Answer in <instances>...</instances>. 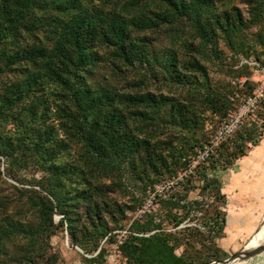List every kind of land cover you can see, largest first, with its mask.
<instances>
[{
  "label": "trees",
  "instance_id": "trees-1",
  "mask_svg": "<svg viewBox=\"0 0 264 264\" xmlns=\"http://www.w3.org/2000/svg\"><path fill=\"white\" fill-rule=\"evenodd\" d=\"M253 27L255 57L246 41ZM161 32L167 40L160 43ZM220 43L234 56L243 54L238 63L242 57L261 63L264 0H253L248 16L219 0H0V157L10 162L12 179L21 180L19 172L32 166L41 171L25 192L37 224L3 216L6 205L0 203V252L25 232L22 258L56 264L57 257H45L40 236L56 225L58 214L57 226H66L72 245L97 250L91 262H107L111 244L118 242L115 231L125 228L129 232L119 245L124 264H209L222 258L215 255L218 247L205 256L178 254L181 240L192 239L186 233L201 231L187 226L167 231L155 208L123 225L127 210L135 211L143 196L135 194L138 203L127 205L111 195L116 188L128 191L126 175L145 193L204 142L196 137L201 121L190 99H201L221 119L235 108L230 98L235 88L229 83L228 93H221L203 61L223 56ZM104 62L111 64L113 79L97 83L93 75ZM156 81L184 93H157L147 83ZM121 82L131 87L122 91ZM167 125L191 132L186 147L157 138ZM257 129H239L232 153H218L212 164L227 167L244 155ZM178 201L163 200L175 226L183 221L173 215ZM197 203H184L186 212ZM215 214L219 218L221 210ZM216 218L207 222L213 230Z\"/></svg>",
  "mask_w": 264,
  "mask_h": 264
},
{
  "label": "rangeland",
  "instance_id": "rangeland-1",
  "mask_svg": "<svg viewBox=\"0 0 264 264\" xmlns=\"http://www.w3.org/2000/svg\"><path fill=\"white\" fill-rule=\"evenodd\" d=\"M219 1H230L234 5H237L243 9L247 16L249 15L250 4L253 2V0ZM255 31H257V27H253L248 32V39L246 40L247 43L250 44L251 57H255L256 51L259 50V46L255 45L253 40L254 38L251 35V33ZM160 35V43L167 40L164 32H161ZM220 49L223 53L222 57L218 58L217 56L211 55L203 59L204 63L208 67L212 85L220 90L221 93L227 94L229 88L231 89L229 84L230 78L244 74L251 77L252 79L250 82L253 84L250 83L246 89V92L251 91L254 84H256L255 81L258 79V77L254 74L251 68L248 66H242L240 62L238 63L240 59L239 56H243V54L239 53L238 56L232 55V53L229 51V48L224 43H220ZM260 61L261 64L264 65V57H261ZM13 74L8 71V75ZM111 79H113L111 64L107 62L100 64V66L94 72L93 80L97 83H109L111 82ZM147 83L149 84L148 88H151V90L156 91L157 93H164L168 95H178L184 93V88L166 86L160 81ZM144 86L146 85L140 84V87ZM118 87L120 90L126 91L131 86L127 85L125 82H121L118 83ZM137 87L139 86H132V88L135 89H137ZM190 100L193 103V109L195 110L199 121H201L197 127L196 137L199 142H206L213 135L221 120L222 114L220 112L213 111V108H209L208 105H203L205 103H203L201 99ZM262 107V121L251 122L250 124H245L241 127L242 130L245 128H252L255 125L257 126V132H253L251 134L255 144H257L258 140L264 133V101L262 103ZM10 127H12V124H9L7 128L9 129ZM190 134L191 132L189 130H183L179 126L167 125L163 127V132L158 134L157 138L161 139L162 141L172 139L175 145H184L186 147L188 143L187 141L190 140ZM236 136L237 135L235 134L225 141L215 156L218 155V153L220 156L223 151L225 153L231 154L233 142ZM251 141H249V143H251ZM239 152L240 150L236 149L234 153L238 154ZM187 155L186 163L183 161L182 165H180V167H178L174 172L165 173L162 176V179L157 181L153 187H148L145 193L141 192V188L139 187L140 184L132 182L131 179L128 178V175H126L125 181L129 182L128 191L125 192L124 190L121 191L116 188L111 193V195L121 204L124 203L127 205H133L135 203L136 205L138 203V198L143 196L142 199L144 201V199L147 198L152 192L158 191L157 197L154 200V207L152 209L155 208L159 211L161 217H164V225L167 231H182L186 226L190 228H196L199 230V232L201 231L199 234L196 232H193V234L192 232H190V234L186 233V235L192 236V239L190 242L187 241L185 243H183L181 240L177 248V253L180 255H185L188 258L192 257L193 255H197V253H202V255L205 256L212 254L213 251L215 252V248L218 247L221 249V251L215 252V255L217 254L216 256H220L222 258L217 260L225 259L230 254H233L244 247L249 239L247 241L233 240L228 234L231 232V230L228 229L232 227L230 226V220L227 218V212L223 209V207L226 208L227 199L222 194V190L219 193L217 191V183L220 185V188L222 187L221 179L218 177V171L222 170L220 169L222 166H214V164H212V160L215 158V156H213V158H211L207 163H202L204 167L200 173L196 171L198 167L195 169V171L190 172L185 182H182L181 184L176 183L172 188L169 189L165 188L164 186L167 181H170L174 176H176L177 172L180 173L188 171V165L190 164L188 159H193L195 150L194 152L189 151ZM9 163L10 162L7 159L0 157V170L2 172V174H0V203L6 205V211H4L2 215L14 221H18L23 225H28V223L35 225L38 222V218L34 210L28 206L25 192L27 188L32 186L28 180L32 181L33 177H40L41 171H38L36 166L22 169L19 172L21 173L19 175L21 180H15L8 175ZM207 181L209 186H205ZM161 189H163L162 193H160ZM135 194L138 198L134 196ZM169 197H177L179 200V204H175V207L173 208V215L182 217L183 221L176 226L174 225L171 218H166L165 216L167 208L165 207L163 200ZM194 199L197 200L198 203L195 204V207H193L189 213H187L186 207L183 204ZM132 210H127L126 217L122 221L123 225L129 226L131 224L134 215V211ZM216 210H221L222 214L219 218H216ZM60 217L61 215L55 214L54 221L56 225L50 226L48 228V233L40 236L45 257L47 258L51 256V259L57 257L56 264H100L98 262H91L88 260V258L95 256L97 250H94L93 252H85L79 245H72L66 226H57ZM211 218H216L218 221V226H216L214 230L209 227L210 225L207 224L208 220ZM222 218L224 219L223 223ZM27 243L28 237L25 235V232L16 234V236L8 241L5 251L0 252V264H28V262L22 258V254L25 252ZM214 244H217L216 247ZM110 253L113 252L110 251ZM116 261L117 264H124L122 259H116ZM37 264H46V261H42L41 263L38 262ZM103 264H107V262H104ZM239 264H264V252L247 261L240 262Z\"/></svg>",
  "mask_w": 264,
  "mask_h": 264
},
{
  "label": "built area",
  "instance_id": "built-area-1",
  "mask_svg": "<svg viewBox=\"0 0 264 264\" xmlns=\"http://www.w3.org/2000/svg\"><path fill=\"white\" fill-rule=\"evenodd\" d=\"M240 64L248 65L254 74L257 75L258 79L255 81L253 89L246 92L248 83L251 77L244 74L239 76H233L230 78L231 85L235 88L233 93L230 95L231 100L235 101V108L231 109L225 117H223L217 128L215 129L211 138L200 144L195 149V155L193 159H188L190 164L188 165V171L180 172L176 174L170 181L164 185L165 188H172L176 183L185 182L188 178L190 172L195 171V169L202 163H207L215 154H217L221 145L227 141L229 138L234 136V134L241 129L245 124H250L251 122H260L263 119L259 116V112L264 101V65H262L258 60L241 58ZM157 186V185H156ZM161 189L160 193H162ZM157 192H152L141 205L137 206L133 219L140 218L146 212H149L154 207V200L157 197ZM131 221V222H132ZM118 234V242L111 244L110 253L107 255V264H117L116 259H121V251L119 245L123 242L126 237L128 228L118 229L115 231ZM107 237L102 241L105 243Z\"/></svg>",
  "mask_w": 264,
  "mask_h": 264
},
{
  "label": "crops",
  "instance_id": "crops-1",
  "mask_svg": "<svg viewBox=\"0 0 264 264\" xmlns=\"http://www.w3.org/2000/svg\"><path fill=\"white\" fill-rule=\"evenodd\" d=\"M220 169L221 190L227 199L223 209L232 227L228 229L231 239L250 241L256 235V243L264 241L258 239L264 233V228L258 232L264 223V133L244 155Z\"/></svg>",
  "mask_w": 264,
  "mask_h": 264
},
{
  "label": "water",
  "instance_id": "water-1",
  "mask_svg": "<svg viewBox=\"0 0 264 264\" xmlns=\"http://www.w3.org/2000/svg\"><path fill=\"white\" fill-rule=\"evenodd\" d=\"M250 241L235 253L230 254L227 258L222 260H214L209 264H232L238 262L240 263L247 261L264 252V241L257 242L256 244H253Z\"/></svg>",
  "mask_w": 264,
  "mask_h": 264
},
{
  "label": "bare ground",
  "instance_id": "bare-ground-1",
  "mask_svg": "<svg viewBox=\"0 0 264 264\" xmlns=\"http://www.w3.org/2000/svg\"><path fill=\"white\" fill-rule=\"evenodd\" d=\"M263 228H264V223H263V225L260 227V229H259L258 232H260ZM258 232H257L256 234H258ZM255 238H256V235H254V237L252 238V240H251L250 242H252L253 244H256ZM258 239H259V241H260V240H264V233H263L261 236H259ZM232 264H239V262H238V263H232Z\"/></svg>",
  "mask_w": 264,
  "mask_h": 264
}]
</instances>
